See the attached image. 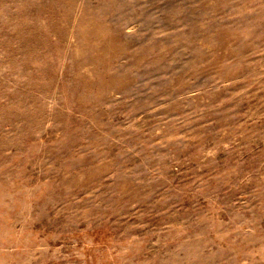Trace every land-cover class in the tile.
Instances as JSON below:
<instances>
[{"label": "rangeland", "instance_id": "1", "mask_svg": "<svg viewBox=\"0 0 264 264\" xmlns=\"http://www.w3.org/2000/svg\"><path fill=\"white\" fill-rule=\"evenodd\" d=\"M0 264H264V0H0Z\"/></svg>", "mask_w": 264, "mask_h": 264}]
</instances>
